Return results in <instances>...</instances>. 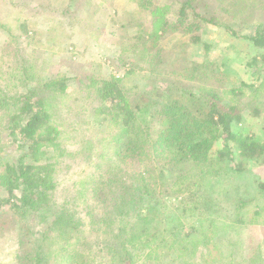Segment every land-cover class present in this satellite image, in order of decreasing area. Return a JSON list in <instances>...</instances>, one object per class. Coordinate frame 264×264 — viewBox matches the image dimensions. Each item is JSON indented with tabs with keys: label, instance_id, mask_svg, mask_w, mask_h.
<instances>
[{
	"label": "trees",
	"instance_id": "trees-1",
	"mask_svg": "<svg viewBox=\"0 0 264 264\" xmlns=\"http://www.w3.org/2000/svg\"><path fill=\"white\" fill-rule=\"evenodd\" d=\"M158 2L141 0L139 7L155 14ZM178 2L170 16L156 19V28L138 27L130 36L135 42L129 48L140 51L132 53L134 58L144 59L148 69H164L166 88L155 94L143 90L130 99L124 84L112 75L84 80L56 76L31 83L25 62L12 69L23 85L21 92L11 93L5 89L8 85L2 86L9 71L4 63L9 62L0 52V132L21 152L14 160L0 156V208L7 207L17 220L8 222L0 212V236L14 234L15 264H223L228 256L223 227L242 225L246 219L263 223L264 180L249 185L247 166L264 164V130L259 136L235 129L247 107L239 102L242 89L230 91L232 100L218 84L221 74L190 54L200 43L203 27L233 33L231 26L203 0ZM248 24L244 39L264 64V20ZM21 32L27 36L25 24ZM169 33L174 39L166 42L163 37ZM127 58V74L132 75L139 64ZM252 60L255 63L256 57ZM71 80L88 81L77 101L96 102L95 114L114 127L113 158L95 168L102 169L90 176L92 190L84 191L81 184L71 198L83 204L82 218L62 214L53 199L59 189L54 155L63 157L65 151L52 114ZM248 114L260 117L257 107ZM102 176L105 183L99 182ZM171 199L176 219L170 226L164 202ZM85 222L91 229L87 233ZM54 236L59 238L57 251ZM86 247L87 257L80 250ZM101 255H109L108 260H98Z\"/></svg>",
	"mask_w": 264,
	"mask_h": 264
},
{
	"label": "rangeland",
	"instance_id": "rangeland-1",
	"mask_svg": "<svg viewBox=\"0 0 264 264\" xmlns=\"http://www.w3.org/2000/svg\"><path fill=\"white\" fill-rule=\"evenodd\" d=\"M140 1L0 0V23L7 29H0V52L6 55L9 62L4 63V68L9 71L2 86L8 85L5 88L8 92L18 93L23 84L18 80V74L13 73V76L11 72L12 69L18 68L21 62H25L31 83L56 76L84 80L90 77L108 78L112 75L124 84L130 99L143 90L154 94L163 90L166 88L163 81L165 74L162 72L164 69L155 67L153 71L148 69L144 59L138 56L134 58L132 53L140 54V51L129 48L135 42L130 36L138 27L156 28V19L162 15L170 16L180 0H159L154 6L158 8L155 14L150 13L151 9L140 8ZM203 2L221 17V20L230 24L233 33L224 27H203L199 33L200 43L191 48V58L210 65L215 72L221 74L218 84H221V88L232 100L234 98L230 91L242 89L243 95L241 94L239 102L247 107L243 108V119L235 129L261 136L264 130V64L259 60L258 50L253 48L244 36L249 34L250 20H264V0ZM161 6L163 8H159ZM120 23L129 26L126 28L119 25ZM21 24H25L27 36L21 32ZM173 36V33H169L163 39L171 42ZM128 56L130 58H127ZM254 57L255 63L252 60ZM125 58L131 62L135 60V64H139L132 75L127 74L129 64ZM78 81L68 82L64 94H60L55 101L52 114L65 151L63 157H60L59 153L54 155L59 189L53 199L55 207L59 208L62 214H74L82 218L86 217L83 204L78 200L74 204L71 198L80 190L81 184L84 185V191L89 192L90 188L92 190L90 176L97 172L101 174L102 169L95 168L104 167L113 158L111 140L114 127L103 123L101 116L95 114L96 102L88 99L77 101L80 94L85 95L88 89V81ZM242 83L246 85H241ZM252 107L259 109L260 117H251L248 114ZM0 119L4 117L0 115ZM0 134L2 160H14L21 153L17 144L10 142L2 132ZM91 144L94 146L90 150ZM98 155L103 156L101 160L96 159ZM247 169L251 174L249 185L254 180H264V164L249 163ZM93 181L96 182V179ZM101 181L106 182L103 176L99 182ZM3 195L4 190L0 188V196ZM88 195L89 193H85L86 199ZM88 201L92 203L91 200ZM174 202L172 199L164 202V214L169 218L170 226L176 219V211L172 210ZM255 204L256 202L247 206L248 212L252 211L251 208ZM0 212L6 214L8 222L17 221L8 212L7 207L0 208ZM246 220L242 225L223 227L221 233L226 244L222 245L223 250L227 252L224 253L225 256L228 255L225 261L222 260L223 264H264V219L263 223L256 224ZM89 226L86 222L82 224L84 232L91 231ZM115 226L119 228V224ZM13 236L14 234L8 232L0 236V264H15L16 246ZM52 241L57 248L55 251L60 249L59 238L54 236ZM80 250L87 257L88 248ZM230 251L235 252L234 257ZM213 255L216 253H211L206 260L209 262ZM108 257L109 255H101L98 260L107 261Z\"/></svg>",
	"mask_w": 264,
	"mask_h": 264
}]
</instances>
